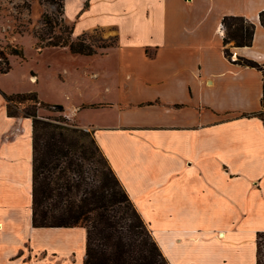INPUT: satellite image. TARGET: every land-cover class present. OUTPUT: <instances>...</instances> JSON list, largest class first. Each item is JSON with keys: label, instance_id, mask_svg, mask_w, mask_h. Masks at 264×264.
Returning a JSON list of instances; mask_svg holds the SVG:
<instances>
[{"label": "crops", "instance_id": "crops-1", "mask_svg": "<svg viewBox=\"0 0 264 264\" xmlns=\"http://www.w3.org/2000/svg\"><path fill=\"white\" fill-rule=\"evenodd\" d=\"M262 11L264 0H64L75 38L116 43L69 75L77 98L37 94L93 133L169 264H257L264 79L233 61L264 67ZM225 16L255 25L252 46H224ZM32 187V121L0 94V264H84L86 229L34 227Z\"/></svg>", "mask_w": 264, "mask_h": 264}, {"label": "trees", "instance_id": "trees-1", "mask_svg": "<svg viewBox=\"0 0 264 264\" xmlns=\"http://www.w3.org/2000/svg\"><path fill=\"white\" fill-rule=\"evenodd\" d=\"M56 4L64 15V0H48ZM259 19L264 27V11ZM46 26H52V18L46 16ZM224 46H252L255 25L244 17L225 16ZM56 37L53 41L41 40L40 49L68 48L72 54L93 56L99 50L114 46L110 38L108 45L94 48L84 35ZM52 38V37H51ZM94 48V49H93ZM231 60V51L224 49ZM24 58L23 50L0 47V73L11 71L8 58ZM234 64L261 71L259 63L238 57ZM4 64V66H3ZM9 116L29 118L32 121L33 143V216L36 228L84 227L87 231L86 257L84 264H169L155 242L147 225L136 210L127 192L113 172L109 162L99 148L94 135L63 116L44 119L38 116V109L50 108L64 113L61 105L43 103L37 92L6 94L0 90ZM264 114V90L262 96ZM257 234V264L260 239Z\"/></svg>", "mask_w": 264, "mask_h": 264}, {"label": "rangeland", "instance_id": "rangeland-1", "mask_svg": "<svg viewBox=\"0 0 264 264\" xmlns=\"http://www.w3.org/2000/svg\"><path fill=\"white\" fill-rule=\"evenodd\" d=\"M46 16L52 18V26L44 24ZM71 20H66L59 6L48 0H0V47L6 52L9 47H18L23 50L24 55V58H8L11 71L7 74L0 73V90L5 88L10 92L24 93L32 89L39 93L43 101L50 103H68V95L77 98L74 78L69 75L83 71L85 66L90 67L89 63H100L105 57L96 59L78 56L68 48L40 49L42 43L39 40V37L45 42L51 39L55 41L56 37H68L73 31ZM84 36L97 49L111 43L108 36L99 32ZM71 38L75 40L73 33ZM100 52L101 50L97 54ZM31 77L35 78V82H30ZM39 108L38 116L44 119L65 116L50 108ZM259 250L260 263L264 264V236L260 239Z\"/></svg>", "mask_w": 264, "mask_h": 264}, {"label": "bare ground", "instance_id": "bare-ground-1", "mask_svg": "<svg viewBox=\"0 0 264 264\" xmlns=\"http://www.w3.org/2000/svg\"><path fill=\"white\" fill-rule=\"evenodd\" d=\"M30 82H32V83L35 82V78L34 77H31L30 78Z\"/></svg>", "mask_w": 264, "mask_h": 264}]
</instances>
